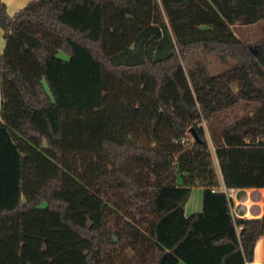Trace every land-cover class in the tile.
<instances>
[{
	"label": "trees",
	"instance_id": "1",
	"mask_svg": "<svg viewBox=\"0 0 264 264\" xmlns=\"http://www.w3.org/2000/svg\"><path fill=\"white\" fill-rule=\"evenodd\" d=\"M0 26V264L253 259L264 217L220 187H264V0H0Z\"/></svg>",
	"mask_w": 264,
	"mask_h": 264
},
{
	"label": "crops",
	"instance_id": "2",
	"mask_svg": "<svg viewBox=\"0 0 264 264\" xmlns=\"http://www.w3.org/2000/svg\"><path fill=\"white\" fill-rule=\"evenodd\" d=\"M9 13L14 14L30 0H3ZM5 47L4 31L0 26V50ZM0 119H1V85H0ZM231 120V119H230ZM236 121V120H235ZM230 121L226 125L233 123ZM181 181V179H179ZM204 189L200 185L193 186L188 200L185 202L187 215L201 211L203 208ZM232 214L240 218L264 217V187H236L230 202ZM245 264H264V234L261 235L254 247L253 259Z\"/></svg>",
	"mask_w": 264,
	"mask_h": 264
},
{
	"label": "rangeland",
	"instance_id": "3",
	"mask_svg": "<svg viewBox=\"0 0 264 264\" xmlns=\"http://www.w3.org/2000/svg\"><path fill=\"white\" fill-rule=\"evenodd\" d=\"M251 27H249V29L251 30V36L253 37L254 40L256 38L255 35L259 34L260 31L259 24H255L254 26ZM255 48L258 49V46ZM61 55L65 58L68 57L64 53H61ZM233 63H234V59L232 58L223 60L216 54H210L208 56V67L211 73L221 72L227 69L228 67H230ZM232 87L234 89L236 88V82L232 83ZM260 105L261 103L258 100H252V101L240 100L235 105L230 107L225 113H221L216 119H214V124L216 128L219 129L223 124L230 123V121H235L242 116L253 114L259 109ZM227 112H228V116L226 115ZM202 123L204 125H207L205 120H202ZM130 209L132 210L130 211L129 216H131L135 221H139L140 215L136 212V210L134 211L133 208ZM121 251L122 252L120 255L122 258H125L126 261H132L133 259H138L136 256H134L135 255L134 251L129 247Z\"/></svg>",
	"mask_w": 264,
	"mask_h": 264
},
{
	"label": "built area",
	"instance_id": "4",
	"mask_svg": "<svg viewBox=\"0 0 264 264\" xmlns=\"http://www.w3.org/2000/svg\"><path fill=\"white\" fill-rule=\"evenodd\" d=\"M220 189L225 192L226 196L228 197V199L231 202V199H232V197L234 195L236 187L235 186H227L226 184L222 183ZM246 263H247V261H246Z\"/></svg>",
	"mask_w": 264,
	"mask_h": 264
},
{
	"label": "water",
	"instance_id": "5",
	"mask_svg": "<svg viewBox=\"0 0 264 264\" xmlns=\"http://www.w3.org/2000/svg\"><path fill=\"white\" fill-rule=\"evenodd\" d=\"M191 132H192V135L193 137L196 139V140H200V137L199 135L197 134L196 130L194 127L191 128Z\"/></svg>",
	"mask_w": 264,
	"mask_h": 264
}]
</instances>
